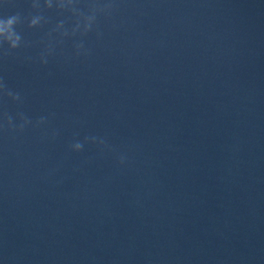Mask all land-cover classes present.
<instances>
[{
	"label": "clouds",
	"instance_id": "clouds-1",
	"mask_svg": "<svg viewBox=\"0 0 264 264\" xmlns=\"http://www.w3.org/2000/svg\"><path fill=\"white\" fill-rule=\"evenodd\" d=\"M15 99H19V97L18 96H15L14 97ZM78 148H80L81 149V147H82V145L80 144V143H77V145H76Z\"/></svg>",
	"mask_w": 264,
	"mask_h": 264
}]
</instances>
